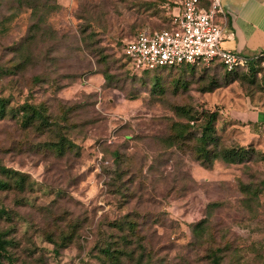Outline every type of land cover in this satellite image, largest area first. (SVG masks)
<instances>
[{
    "label": "rangeland",
    "instance_id": "rangeland-1",
    "mask_svg": "<svg viewBox=\"0 0 264 264\" xmlns=\"http://www.w3.org/2000/svg\"><path fill=\"white\" fill-rule=\"evenodd\" d=\"M182 1L0 0V96L10 103L0 122V178L13 182L19 172L25 181L0 190V229L13 242L5 264H102L97 243L127 214L152 239L151 264H264V137L237 119L238 111L264 114V55L233 72L215 63L143 73L123 55L141 30L167 28ZM36 6L47 13L35 33ZM89 35L101 56L86 47ZM29 37L36 63L21 73L14 65ZM43 75L44 84H32ZM26 103H46L57 116L59 105L73 109L67 133L82 147L79 160L38 147L47 139L25 130ZM176 112L198 121L188 125ZM211 113L220 158L207 168L195 148ZM179 124L186 139L171 146ZM227 152L238 153L234 163L223 160ZM121 173L127 191L113 195ZM70 223L82 237L57 251L47 236Z\"/></svg>",
    "mask_w": 264,
    "mask_h": 264
},
{
    "label": "trees",
    "instance_id": "trees-1",
    "mask_svg": "<svg viewBox=\"0 0 264 264\" xmlns=\"http://www.w3.org/2000/svg\"><path fill=\"white\" fill-rule=\"evenodd\" d=\"M31 9L33 10V20H35L36 17L43 11L40 10L37 6ZM56 9L57 5L52 4L49 8L48 13L55 12ZM43 12L47 13L45 11ZM38 17L39 19L35 20L36 22L31 26L30 32H39L41 26L45 25V18H41L40 16ZM35 40L36 39L34 37H29L24 40L19 46L20 62L15 63L14 67H16L17 70L21 73H25L27 68L35 65L36 63V60L31 56L30 53L28 54L27 51V49L30 48ZM83 41L85 42L88 49L97 52V55L99 56L102 55L103 51H100L101 48H97L98 43L95 42L91 35L86 36ZM123 55L125 56L124 50ZM261 57H263V55L259 56L257 60L253 59L250 65L257 63V61ZM101 60L105 63L107 62L106 57L102 58ZM215 63H220L225 68V66L221 62L215 61L213 64ZM164 68H157L154 70ZM154 70L147 69L141 71H133L136 73H143ZM107 71L109 70L107 69ZM104 75L107 82L115 79L112 76L110 77L108 72H105ZM120 76L121 75L119 74L117 77ZM45 79H47V76L45 75L34 76L32 78V84L42 85L45 83ZM9 105V99L0 96V122L6 119L8 115ZM22 109L24 112L23 126L25 130L33 129L36 133H38L40 137H46L47 139L45 142L39 144V148L46 150L57 159H69L70 161H77L81 158L82 147L72 141L68 137L67 133V126H69L70 124V113L73 110L71 107L65 108L63 105H59V111L61 112V115L59 116L49 112V108L47 107L46 103H41L39 105H30L29 103H26L22 106ZM176 114L179 117H183V120L186 119L188 125H191V123H195L198 121V118L195 114L192 115L189 113L187 114V116H182L177 112ZM208 119L209 122L206 124V126L203 127L200 138L196 139L198 146L195 148V152L197 154V161H199L202 166L211 168L213 166L214 160L220 158V154H217L216 150H214L218 146V142L220 141V139L214 135V130L212 127V124L217 119V114H209ZM179 125H181L184 129L182 128L178 135L167 140L171 146H173L175 141H177L178 139H186L187 129L183 126V124ZM236 157H238V153L227 152V154L223 156V160L227 163H234ZM11 173L17 177H20V179L15 181L13 180V182H7L1 180L0 178V190L10 189L11 187L15 186L24 187L25 181L22 174L19 172ZM123 191H127V187L124 183V173H121L119 175V181L115 182L111 186V192L113 193V195H115L121 194ZM138 218L139 217L133 216L132 214H127L120 220H117L111 224L110 228H112L114 232L108 235H104L96 246L99 253V259L101 260L102 264H151V262H153L156 252L154 250V244L152 243L151 237H147L146 235L141 234ZM68 229L69 232L61 231L60 236H56L55 234H49L47 236L48 240L57 248V251L59 249H66L71 244L81 239L82 235H80L78 232L79 225L77 223H70L68 225ZM8 237V234L0 229V264H5L6 261H11V253L9 249L13 245V242L9 240ZM215 264L222 263L216 261Z\"/></svg>",
    "mask_w": 264,
    "mask_h": 264
},
{
    "label": "built area",
    "instance_id": "built-area-1",
    "mask_svg": "<svg viewBox=\"0 0 264 264\" xmlns=\"http://www.w3.org/2000/svg\"><path fill=\"white\" fill-rule=\"evenodd\" d=\"M223 0H183L170 10L165 29L145 28L124 46L133 70H154L221 62L227 71L246 69L259 56L248 58L225 50V29L216 20L225 16Z\"/></svg>",
    "mask_w": 264,
    "mask_h": 264
},
{
    "label": "crops",
    "instance_id": "crops-1",
    "mask_svg": "<svg viewBox=\"0 0 264 264\" xmlns=\"http://www.w3.org/2000/svg\"><path fill=\"white\" fill-rule=\"evenodd\" d=\"M227 30L223 46L248 58L264 55V0H223ZM237 119L264 137V114L238 111Z\"/></svg>",
    "mask_w": 264,
    "mask_h": 264
}]
</instances>
